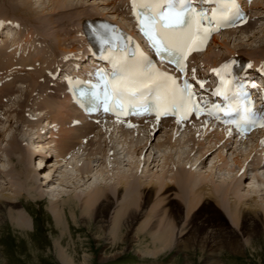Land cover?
<instances>
[{"label": "rangeland", "instance_id": "rangeland-1", "mask_svg": "<svg viewBox=\"0 0 264 264\" xmlns=\"http://www.w3.org/2000/svg\"><path fill=\"white\" fill-rule=\"evenodd\" d=\"M1 1L4 2V0H0V2ZM21 1L22 0H16L15 2L19 4L21 3ZM24 1H26V4L29 7V8L27 7L28 11L26 10V12L25 11L18 12L15 10L16 13H19L21 15H16L14 14V12H11L10 13L12 15L11 19H18V20L23 21V23L25 24L27 23L26 25L30 26L32 33L34 31L42 36L40 51L42 55L46 54L45 58L48 59L50 56L53 55L52 54L53 49L57 48L55 46V39L53 38L54 37L53 35H56L57 32L53 30V25L49 23V20L57 19V14L52 13L49 10L51 9L50 5L52 6V3H54L53 1H58V0H52V1L51 0H24ZM77 1L78 0H72L71 2L76 3ZM117 1L118 0H116V3ZM81 2L82 3L87 2L88 8L86 6L84 9L87 10L88 13L93 12L95 9L97 11L96 13L102 14L106 17L107 15L111 14L108 12L110 11L113 5H108V6L102 5V2L99 0H91V2H89V0L88 1L82 0ZM108 2H111V1L108 0ZM256 7L258 8L254 9V12L256 13L258 12L259 15H261V17H259L260 19L258 18L259 21H257L254 28L253 29L250 28L251 32L248 34L246 33L245 35L236 36L235 34L234 37H230L228 41V46L230 48H233L234 45H237L240 42L246 45V49L244 48L243 50L240 51V54L244 52V54L242 55L246 54L245 56H248L247 51H249V53L253 54L254 56L255 55L258 56L259 54L264 55V44L260 45V43H258V41H260V37L264 36V0H263V3H258ZM32 10L35 13H32L31 15ZM59 12L61 11L59 10L58 13ZM64 13L66 12H63L61 14L65 15ZM66 22H67L66 19H63L60 22H58L59 23L57 27L58 32L60 31L61 33L60 36H63V37H65L64 35L65 30L68 27V25L65 24ZM48 23L50 25H48ZM56 24H54V26ZM40 26H43L44 28L42 29ZM31 32H27L26 36L24 37V40H25L30 35L29 36L30 41L25 43V48L27 46L28 50H29L30 44L33 43L31 42V39L33 36ZM252 35H255V37H253ZM250 37H253V38H250ZM70 38L74 39L73 37H70ZM60 39L62 40L63 38L60 37ZM253 40H255L256 42H254ZM62 42L64 41L62 40ZM43 44L45 45L44 47H42ZM77 45L79 44L77 43ZM72 48L74 47L72 46L70 49ZM77 48L78 46L75 47V49ZM57 49L61 50L62 47H59ZM215 51L216 52L220 51V47L216 49ZM221 51H223V49H221ZM39 55L40 53L37 51V56L35 57L39 58L38 57ZM215 55L217 54L212 53L210 58H213V56ZM252 56H249V57H252ZM36 58H33L31 60H35ZM27 60L28 59H24V61H27ZM36 61L37 60L29 64L33 65ZM11 62L16 64L14 60H11ZM54 62L55 61H52L51 63H49L50 66H52L51 64H53ZM43 66H45V64ZM0 69H3L1 65H0ZM29 75L25 76L24 78H21L20 81L13 80L12 78L11 82H8V81L4 82L2 78L0 79V83L11 84L13 89H14V86H17L18 84H25V86L28 87V84L30 86V76ZM10 80L11 79H9V81ZM26 87L25 88L15 87L14 89V91H16L15 94L14 92H11L9 94H3L2 92H0L1 94L0 98L2 96L3 97L13 96L10 98V101L7 103V107H4L5 109H8L9 107H11V109H9V112H8V114L10 113L9 114L10 116L7 114L8 115V117H6L7 121L5 122L0 121L2 122L0 123L2 125L0 127V164L3 165V167L0 165V199H3L5 197H11L13 195L18 197V199L16 200V204H14L13 206L4 205V207H2L0 211V264H63L58 259V255H57L58 248H61L64 252H66V254L71 255V257L75 261V264H84V263L85 264H204L206 257H207V253L201 254L199 253L197 248H194V249L189 248V250L188 249L181 250L179 246L178 247L171 246L170 248L163 249L164 252L157 253V256H150V255L148 256L146 252L153 251L154 249L151 244L150 236L146 234L150 226V225L146 226V224H148L150 219H152L151 216H147V212L140 215L136 219L131 230H129L128 232L126 231L125 224H123L125 223V220L127 221L129 219L128 214L123 216V219H124L122 220L123 222L117 225L120 229L117 228L115 231L110 229L112 228L111 227L113 225L112 221L114 220L112 218L116 216L115 211L121 205L120 204L121 195L117 196V193H114V192L112 194L113 186H114V189L117 187L116 185L117 173H118V176L119 174L127 175L129 177L137 176V177H140L142 181H145V183H148L150 179L153 178V174L158 175V174H161V172H168L167 176H169L173 172L174 168L177 166V164L175 166L174 164L171 163L173 160H175V161L180 162L179 166L183 168H189V169L191 168L192 170L191 169L190 170L193 173H195V176L200 175L202 177H207L206 175L211 174L210 176L208 175L209 179H212L210 182L215 181L213 182L215 185L219 184V185L229 186L228 184H231V182L234 180L232 184L233 183L234 185L236 184V187H237V183H239V188H238L239 193L247 194V192H249V198L251 196V199L252 200L255 199L254 201H257L259 205H261L262 201L264 202V168L257 171L258 166L255 163V161L257 160V157L256 155H254V151H253L251 144H249V146L251 147L250 149L248 148L247 151H244L247 148L246 146L240 147V148L236 147L237 145H235L236 148H234L233 146L228 147L226 149L228 151H226V153L223 156L225 158V161L223 163H221L222 161L218 162L219 164L217 167H214L215 169H210L212 165L215 164V161L217 159V154H216V157L213 159V161H212L213 156H211L213 152L211 154L210 153L206 154L203 157V159H206L207 162L205 163L204 166L202 165L198 166L197 164H199L200 162L199 158L197 162H193L191 160H193L195 157H199L201 153L199 152L195 153L196 152L195 150H194L195 152H193L195 154H190L188 152L189 148L191 147L190 146L191 141L187 142V140H189L190 137L188 136L189 139H186L188 137H185L183 140H181L182 137L185 136V134H183L178 139L176 138L175 140L179 142L177 143L173 142L175 146L167 150H165V147H162L159 149L156 143V142H161V144H165L162 142L166 140L165 137L167 135L164 136V138L162 139L158 138L156 139V141L153 140L156 144L154 147L153 146L151 147H153L152 151L154 152L153 160L156 159L155 160L156 163L151 162L152 159H151V156L149 157V154H152V151H150V149L146 148L143 150L144 151L143 154L144 153L146 154L145 156L143 155L144 157L143 159L148 157V162L147 160H145L147 162L145 164V163H142V160H140L139 157L137 159V156L135 154H132L131 152H129L131 151V148H133V147H128L131 145V143L129 142L126 145L123 141H120V143L125 144V146L117 143L116 141L110 143V146H108L107 148L104 147V145L102 146L101 144L102 146L100 150L101 152L97 151L98 148L97 149L95 148V150H92L94 148L93 147L90 150H86V151H84L86 149L84 148L83 150L84 152L80 151L78 155H77L78 152L71 153L70 154L71 158L68 159L67 161L73 159V161H78L79 163H83V162L87 163L89 170L92 171L90 175L87 174V176L84 177V180L80 182L81 184L80 187H79V184L76 185V181H75L76 179H73L71 176L66 178V175L64 174L65 173L64 171L71 170L72 167H69L67 166L68 164L64 163L65 159H63L62 157H58V155L61 153L60 149L61 150L63 149L64 150L63 152L72 151L73 149L65 148L66 143L62 141L61 143L63 144L65 143L64 146H59V149H58L59 151H57L56 154L54 153L55 155L53 154L55 157L54 159L52 158L53 156L48 157L47 166H52L53 170L54 168H56L57 170V166H63V167L62 168L60 167L61 169L57 170L56 173H51L49 179H45L42 173L36 175V185L35 186L36 187L37 185L41 186L40 188H42L44 192L42 193V197L40 199L39 198H35V199L29 198L26 196L25 190H23L24 187H22V185L19 183L20 181H19V178H17V174H16L21 170V167H22V166L20 167V165H16L17 160L20 159L22 156L20 155L19 157V154L21 153V151L19 153H15V152L13 153L12 150H14L13 149L14 147L9 149L7 142H5L10 136H13L19 142L23 140L21 141V143H19L18 147H15V148L19 149L20 147H24L22 145V142H26L27 138L28 140H30V138H32V136L37 132L39 127L42 126L41 121L43 120H39V123H36L37 125L35 126L36 129L37 128L38 129L35 130L34 132V129L32 131L30 130L31 127L33 126L31 127L28 126L29 125L28 123L15 121V119H17V113H18L20 102H24V99H25L24 95L28 96L29 94L28 92L29 89H27ZM13 98L15 100H13ZM42 105H43V102H40L41 107L39 109L41 111H43ZM55 105H56L54 107L55 109L53 110V112L55 113V118H58L59 120L63 119L62 117H60V115H58V113L60 110H65L66 108H62L63 107L62 104H60V108L59 106L57 107L56 103ZM21 108L24 109L23 106ZM44 112H46V110H44ZM40 114L41 113H39L38 115ZM18 119H21V116L18 117ZM122 138L123 137H119L116 139L120 140ZM136 140H138V138H136ZM49 142L51 141L44 142L45 150L52 145V144L49 145L50 144ZM103 142L107 143V140L103 138ZM110 147H112V150L115 151V153L112 151L115 154V156L113 155V153H112V156L107 154L108 148ZM67 153L69 152H66V155ZM187 153H189V155L191 156H189ZM246 154H247L246 161L250 159L249 158L250 156H253V158L251 159L252 161L247 163V165H244L243 168L241 167L240 171L242 173L237 175L239 168L237 167L235 163V159L237 156L239 158H243L244 155ZM27 155L29 154L27 153ZM165 155H170L168 158V161L164 159L163 156ZM185 155H187V157ZM77 156H78V159H76ZM38 159L39 157L38 158L35 157L34 161L31 162L29 166H33L34 162ZM95 160H98V162H96ZM252 162H254L253 164L255 165H253L254 167L251 168L250 163ZM58 163H60L61 165H57ZM135 163H137L136 164L137 166L135 165ZM140 163H142V165ZM168 163H169V167H168ZM163 165L164 167L162 169ZM246 166L248 168L250 167L249 168L250 172L249 170H247ZM36 167H37V162H36ZM245 167H246V170L245 172H243L242 170ZM254 168L257 170H255ZM43 169L44 167L42 168V170ZM47 169L52 170L49 167ZM7 171L9 175L8 174L6 175L4 173ZM77 176H79V174ZM100 177H102L101 180H100ZM42 178L44 179L42 180ZM65 179H67L69 183L68 185ZM193 179L196 180L195 177ZM45 180L47 181L48 184L46 183V185H43V183L46 182ZM229 181L231 182L229 183ZM72 182L74 185L71 184ZM232 184L230 187H232ZM97 186L98 188H101V187L106 188L107 193L110 195V201L112 202V207L106 216V223L104 224L105 226L103 228H98L95 226V222L93 221V219L89 217V214L84 213L83 206L81 205L80 202H78V199H75V197L73 196L74 194H78V196H80V199H82L84 197V194H86L88 191L94 189ZM210 186L212 187V184H210ZM66 190L68 191V195L70 196L68 200L66 197L67 194L64 197H61L62 195L65 194L64 191ZM252 190H256V191L261 190V192L258 193L259 196L257 194L253 195L251 194ZM172 192L176 193L177 187ZM52 195L55 198H53ZM233 196L234 195H232L231 196L232 198H230L232 201L235 199V197ZM171 198H176L178 200L177 202L181 204L182 215H183L185 213L184 203L180 200L178 196L175 197V195H172ZM56 199H58V201L61 203L62 201H64L63 205H65V211L68 217L67 221L65 220L64 222V220H62L63 221L62 225L58 224L50 213V200H56ZM156 199H159V198L154 195L146 210H149V208L151 207L153 202L156 201ZM247 203H250V201ZM216 205L220 209V212L222 213V217H224V220L226 221V225L224 227L226 229L227 228L229 229V227L231 228V223L228 220L226 213L218 204ZM198 206H199L198 208L201 209L200 212L203 213L202 208H201L202 205L200 204ZM23 208H25V210L27 211L26 213H28V216L30 217L32 221L31 229H19L14 225V223L9 218L10 213H13L18 209L21 210ZM140 210L141 208H138L135 211L140 212ZM196 212L197 211H195V213ZM193 213H191V215ZM153 221L154 220L152 219V222ZM182 223H180L179 226H181ZM113 231L114 233L112 234ZM178 231L180 232V230H176L174 233V236H175L173 238L174 242L180 241V239L185 238L184 236L185 232L183 231L179 233ZM262 232H263L262 237L258 239L256 242H254L253 247H249L248 245H246L245 249L241 250L239 253H232L229 250H223L222 253H220L219 251L218 253L219 255H221V256H218L219 264H264V227L262 229ZM111 237L115 239L114 243L112 242L113 240L111 239ZM105 257H107L108 260L104 262H100L101 259Z\"/></svg>", "mask_w": 264, "mask_h": 264}, {"label": "bare ground", "instance_id": "bare-ground-1", "mask_svg": "<svg viewBox=\"0 0 264 264\" xmlns=\"http://www.w3.org/2000/svg\"><path fill=\"white\" fill-rule=\"evenodd\" d=\"M15 1L16 0H4V2L3 1L0 2V12H1L0 14H2L1 16L11 18L12 17V15L10 14L11 12H14V14H16V15H21L19 13H16V11H18V12H24L25 11L26 12L27 7H28V5L26 4V1L22 0L21 3H19L20 5L17 4ZM71 1L72 0H58V1H53L54 3L51 2L52 6L50 5L51 9L49 11L52 13H56L57 19L56 20L51 19V20H49V23L54 25V24L60 22L61 20L66 19L67 22L65 24L73 27V22H76V27L72 28L71 30H73V33L75 35H78L79 31L77 30V25L79 23V20L82 19L83 16H86L88 14H98V13H96L97 11L95 9L93 12L90 11L91 13H88V11L84 9V6L88 5L87 2L82 3L81 2L82 0H78L76 3H73ZM99 1H101L102 5H105V6L113 5L108 13H111L110 15H112V18H114L115 13L117 14V11L119 10L118 7L116 6V0H114L113 2L111 1L112 3L108 2V0H99ZM89 2H91V0H89ZM258 3H263V1L262 0L255 1L252 3V5H254V7H256V5H258ZM59 10L61 12L58 13ZM63 12H66V13H64L65 15L61 14ZM32 13H35V12L32 10L31 15H32ZM100 15L104 16L102 14H100ZM49 23H48V25H50ZM237 31H240V30L227 32L223 36L221 43L220 42L218 43V45L223 48L222 53H223V55L225 54L224 57L219 58V55L222 54V53H220L218 55L213 56V58H210L212 55V52H211L212 47L211 48L209 47L206 54H202L203 55L202 59L205 58L206 61L209 62V63H206L207 68L212 66V65L215 66L220 61L224 60L225 57H226V59L232 58V57H230L231 55L237 56L238 61L244 60V58L240 57V55H241L240 51L243 50L244 48L246 49V45H244L243 43L240 42L237 45H234L233 48H230L228 46L229 38L234 37V35L236 34ZM31 34L35 35V37L38 35V33L34 32V31H33V33L31 32ZM69 34H70V31H68L66 29L65 34H64L65 35L64 38L66 39L67 37H69ZM53 36H54L53 38L55 39V46L57 48H59L61 43H62V40L64 41L65 39H62V40L60 39L61 36H60L59 32ZM79 36H80V34H79ZM252 36L255 37V35H252ZM253 37H250V38H253ZM29 41H30V37L26 38L23 42L26 43ZM253 41L256 42L255 40H253ZM215 42H216V40H213L212 45H214ZM4 43H5V41H3V45L0 48V65L3 64L2 68L4 70H9V69L13 68L14 66H16V64L11 62L10 57H8V59H6L7 61L5 60V58L3 56V49H6L8 47H5ZM79 43H80V40H79L78 44ZM258 43H260V45L264 44V36L260 37V41H258ZM82 44H83V42H82ZM79 46H78V48L82 49L83 45H81V43ZM77 49L72 48V49H69V51L71 52V51H75ZM61 51L65 52L66 49L62 48ZM247 53H248V56L253 55V54L249 53V51H247ZM242 54H244V52ZM252 58H253V60L264 61L263 60L264 59L263 54H259L258 56L253 55ZM24 63H25V61L23 63H21V65H23L24 67L25 66H32L33 67V65H31L29 63H26V64H24ZM44 64H45V66H43L41 69H36L34 67L32 68V74L29 75L30 76V87L35 86L37 83V80L42 77L41 72H43L44 70L46 72V70L53 68L55 63L51 64L52 66H50V64H47L46 60H44ZM56 90L58 91V89H56ZM33 91H35V90L33 89ZM44 91L46 92V89H44ZM44 91H40L41 96H42L41 102H43L42 109L47 110V111H53L55 109L54 107L56 106L55 100L53 98L54 96L52 97L51 95L46 94V93L43 94ZM0 92H2L3 94H9L11 92H14V89L12 88L11 84L0 83ZM26 93H24V94H26ZM0 96H1V94H0ZM24 96H26V95H24ZM69 104H70L69 100L66 99L65 101L62 102V105H63L62 108H66L70 111L72 109L71 107H73V106L70 105L71 106L70 107ZM1 110H2V107L0 104V111ZM8 112H9V110H7L5 112L1 111L0 112V118H2L3 116L8 117L7 116ZM61 114H65V113H63V110H60L58 113V115H60V116H61ZM44 115L46 116L44 119H42L43 118V115H42L41 117H37V120L48 121V118H47L48 116L46 114H44ZM79 119H80V121L84 120V118L81 116H79ZM52 120L53 121L50 120L49 123L55 122L56 124H60V126H62L63 123L65 122L64 119L59 120L58 118L57 119L54 118ZM41 123L43 124V121H41ZM169 126H170L169 123L164 124L163 128L165 127L166 130L169 131V129H167V127H169ZM41 129H42V126L39 127V129L37 130V132L35 134H39L38 131H40ZM117 129H119V128H117ZM117 129H115V127L112 125H109L108 127H106V130H108V132L105 134V139L107 140V142L111 139V136H113V138H119L118 136H116L118 134L116 131ZM160 130L161 129H159L152 136L151 139L148 137V135L145 131L144 138H142V139L138 138V140H136V138L138 136L137 130L121 129L120 133L122 135H125V136H128L129 133L133 134V136H132L133 144L131 141L130 142L131 145L128 147H133V148H131V151H129V152H131L132 154H136L137 159H138V157H139L138 155L144 149L147 148V149H150V151H152V149H153V147H151V146H153L152 140L156 137V135L160 132ZM92 131H93L92 128H89L87 126H77L75 128L69 127V128H65V129L63 128V129H61V132H60L61 134H60L59 139H58L59 141L56 140V141L52 142L53 143L52 146L54 147V149H53V147H49L46 150L44 149L45 145H41L42 142H40V141L36 142L35 141V139H34L35 134L32 136V138H30L29 142L26 141V143H24V144L22 142V145L24 147H20L19 149L15 148V147H18L19 143H21V141H23V140H21L19 142L13 136H10L7 139V141H5V142H7L9 149L14 147L13 149L15 151L12 150L13 153L14 152L19 153L21 151V153L19 154V157H20V155H22V156L20 159L17 160L16 165H20V167L21 166L22 167H21V170L16 174H17V178H19V181H20V182L19 181L18 182L22 185V187H24L23 190H25L26 196L29 198H34V199L39 198L40 199L42 197V193L44 192V190L42 188H40L41 186H38V185H37V187L35 186L36 185V175L42 173L44 175L45 179H49L51 173H56L57 170H60L63 167V166H57V170H56V168H54V170H53L52 166H47L48 165V160H47V162L44 166V169L46 172L44 171V169L39 170L38 168L42 165V163L44 161L43 159H45L44 157H46L47 155L49 157L51 155L50 154L51 152L56 154V152L59 151L58 150L59 146H64L65 143H66L65 148L75 150L76 149L75 144H77L76 140H78L79 138H83L89 134H92ZM165 133L167 134V136L165 137L166 140H164L162 142L165 144H161V142H156V143H157V147H159V149L162 147H165V150H167V149L174 147L175 146L174 143H177L179 141L175 140L176 139L175 130H174V133L173 132H171V133L165 132ZM204 134H203V136H204ZM211 134L215 135L217 140L219 142H221V139L218 136L219 133L212 132ZM95 136L97 137L98 135H95ZM36 137L39 138L40 136L37 135ZM120 137H123V136H120ZM5 138H7V137H5ZM184 138H185V136H183L181 140H183ZM44 139H46V138H44ZM99 139H102V138H99ZM126 139H130V138H126ZM72 140H74V141H72ZM45 141L46 140H44V142ZM62 141H64L65 143L64 144L61 143ZM189 141L192 142V144L190 145L191 146L190 152H192V151L194 152L196 147H199V146L202 147V148H199L202 150L201 151L202 153L200 154L201 156L199 155V157H195L193 160H191L193 162H197L198 158H199L200 162H199V164H197L198 166L199 165H202V166L205 165L207 160L203 159V157L206 154H209V153L211 154L212 152H215L216 150L219 149L220 153L218 152L215 164L212 165V167L210 169H215L214 167L218 166V164H219L218 162L222 161L221 163H223L225 161V158L223 156L226 153V151H228V150H226L228 148L227 146L231 145L230 139H227L225 142H222V145H223L222 148H219L216 146L217 141L214 140L215 142L213 145L210 144V142H211L210 141L207 143L208 146L205 147L204 139L202 136H200L198 139H195L193 136H191ZM99 142H101V140H99ZM49 143H51V142H49ZM49 143H47V144H49ZM94 144L96 145L97 143L91 139L85 147H81L79 149L77 155L79 154L80 151H83L84 148L90 147L89 148V150H90L91 148H93L95 146ZM232 146H230V147H232ZM237 146H238V144H237ZM110 148L112 149V147H110ZM252 148H253V151H256V145H252ZM100 150L101 149L98 148L97 151L99 152ZM60 151H61V153L58 155V157H62V158L65 157L66 152H71V151L63 152L64 151L63 149L62 150L60 149ZM46 152H48L49 154H47ZM113 152L115 153V151H113ZM27 153L29 155H27ZM187 154L189 155V153H187ZM153 155H154V152L152 151V154H149V157L151 156L152 160H153ZM51 156H53V154ZM114 156H115V154H114ZM169 156L170 155H165L163 157L165 160L168 161ZM185 156L187 157V155H185ZM189 156H191V155H189ZM246 156H247V154L244 155L243 158H239L238 156L236 157L235 163L239 169H241V167L243 168V166L245 165ZM35 157H37V158L39 157V159L34 162L33 166H29V164L34 161ZM256 157H257V160L255 161V163L258 166V170L255 168L254 169L259 171L260 169L264 168V157L263 156L260 157L258 155H256ZM76 159H78V156ZM145 160H147V162H148V157L145 159H142V163L146 164L147 162ZM152 160H151V162L154 163L156 159H154L153 161ZM65 161H64V163L68 164L67 166L72 167L71 170L65 169V170H67V171H64L66 178L71 176L73 179H76L75 180L76 185L79 184V187H80L81 186L80 182H82L84 180V177H86L87 174L90 175L92 173V171L89 170L88 164L84 163V162L79 163L78 161H73V159L69 160V161H67V160H65ZM95 161L98 162V160H95ZM169 161H170V159H169ZM36 162H38L37 167H36ZM171 163L174 164L175 166L177 164V166L174 168L173 172L169 176H167L168 172H161V174H158V175L153 174V178H151L148 183H145V181H142V179L140 177H137V176H130L129 177L127 175H121V174H119V176H118V173H117V180H116L117 181L116 182L117 187L114 189V186H113L112 194L114 192V193H117V196L121 195V202H120L121 205L115 211L116 216H114V218H112L114 220L112 221L113 225L111 226L112 228H110V229L115 231L117 228H119L117 225L120 224L121 222H123L122 221V220H124L123 216L128 214L129 219L127 221L125 220V223H123V224H125L126 231L128 232L129 230H131L136 219L140 215L147 212V216H151L152 219L154 220L152 222V219L148 218V219H150V221L148 222V224H146V226L150 225L146 234L150 236L151 244H152L153 249H154L153 251L146 252L148 254V256L149 255L150 256H157V253H159V252L162 253V252H164L163 249L170 248L171 246H175V247L179 246V248L181 250H187V249L189 250V248L190 249L197 248L199 253H201V254L207 253V257H206L204 264H219L218 256H221L218 253L219 251H220V253H222L223 250H229L232 253H239L241 250L245 249L246 245H248L249 247H253L254 242H256L258 239H260L262 237V233H263L262 229L264 227V202L262 201L261 205H259L257 203V201H254L255 199L254 200L251 199V196L249 198V192H247V194L246 193H239V189H238L239 183H237V187H236V184L235 185H234V183L232 184V182L234 181L233 179H231V180H233L232 182L229 181V183L231 182L232 187H230L231 184H228V183L227 184L229 186L219 185V184L215 185L213 183L215 181L210 182L212 180V179H209V176L211 174H208L209 176L206 175L207 177H202L200 175L195 176V173H193L191 171L192 170L191 168H190L191 169L190 170L189 168H183V167L179 166L180 162L173 160ZM136 164L137 163H135V165ZM57 165H61V164L58 163ZM1 166L3 167V165H1ZM48 167L51 168L52 170H48L47 169ZM163 167H164V165L162 166V169H163ZM168 167H169V163H168ZM171 167H172V165H171ZM97 171H95V172H97ZM4 173L6 175L7 174L9 175L8 171L4 172ZM78 174H79V176H77ZM143 177H145V176H143ZM194 177L196 178V180L193 179ZM101 179H102V177H100V180ZM65 180H66V183L68 185L69 183H68L67 179H65ZM19 183H18V185H19ZM46 183H47V181L44 182L43 185H46ZM209 183L212 184V187L210 186ZM71 184L74 185L73 182ZM39 185H41V184H39ZM98 186L95 187L94 189L88 191L86 194H84V197L82 199H80V196H78V194H74L73 196L75 197V199H78V202H80L81 205L83 206L84 213L89 214V217L91 219H93V221L95 222V226L98 228H103L105 226L104 224L106 223V216L112 207V202L110 201V195L107 193L106 188H104V187L98 188ZM175 186L177 187L176 193L172 192L174 189H176ZM260 192H261V190H259V191L252 190L251 194H253V195L257 194L258 195V193H260ZM64 193L65 194L62 195L61 197H64L67 194L66 197L68 200L70 198V196L68 195V191L66 190V191H64ZM58 195H60V194H58ZM154 195L157 196L159 199H156V201L153 202V204L151 205L149 210H146ZM172 195H175V197L178 196L180 198V200L184 203L185 213L183 215H182L181 204L179 202H177L178 200L176 198H171ZM232 195H234L233 197H235V199L233 201L230 199V198H232L231 197ZM53 198H55V197L53 196ZM17 199H18V197L14 196V195L11 197H5L3 199H0V211H1L2 207H4V205L5 206L6 205L7 206H13L14 204H16ZM101 201H103V202H101ZM249 201H250V203H247ZM63 202L64 201H62V203L59 202L58 199L50 200V213H51L52 217L56 220V222L58 224H61V225L63 223L62 220H64V222H65V220L67 221V219H68L66 211H65V205H63ZM199 203L202 205L201 208H202L203 213L200 212L201 209L198 208L199 207L198 205H200ZM216 204H218L226 213L227 218L231 223V228L229 227V229L228 228L226 229L224 227L226 225V221L224 220V217H222V213L220 212V209L218 208V206ZM138 208H141L140 212L135 211ZM196 209H198V210H196ZM195 211H197V212L195 213ZM26 212L27 211L25 210V208H23L21 210L18 209L15 212L9 214V216H10L9 218L14 223V225L19 229H31L32 228V221H31L30 217L28 216V213H26ZM191 213H193V214L191 215ZM180 223H182L181 226H179ZM176 230H180V232L178 231L179 233L184 231L185 232V235H184L185 238L180 239V241L174 242L173 238L175 237L174 233ZM114 231L112 232V234L114 233ZM110 235H111V233H110ZM111 239L113 240L112 242L114 243L115 239L113 237H111ZM107 241H108V239H107ZM57 255H58V259L63 264H75V261L71 257V255L66 254V252H64L61 248H58ZM106 260H108L107 257L102 258L100 262H104Z\"/></svg>", "mask_w": 264, "mask_h": 264}, {"label": "snow or ice", "instance_id": "snow-or-ice-1", "mask_svg": "<svg viewBox=\"0 0 264 264\" xmlns=\"http://www.w3.org/2000/svg\"><path fill=\"white\" fill-rule=\"evenodd\" d=\"M193 109H194V110L196 109V106H195V105H193Z\"/></svg>", "mask_w": 264, "mask_h": 264}]
</instances>
